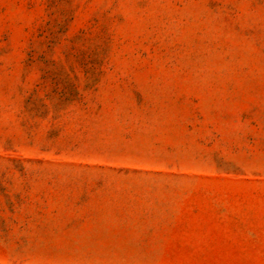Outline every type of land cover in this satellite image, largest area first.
<instances>
[{"label": "rangeland", "instance_id": "374dc122", "mask_svg": "<svg viewBox=\"0 0 264 264\" xmlns=\"http://www.w3.org/2000/svg\"><path fill=\"white\" fill-rule=\"evenodd\" d=\"M0 264H264V0H0Z\"/></svg>", "mask_w": 264, "mask_h": 264}]
</instances>
